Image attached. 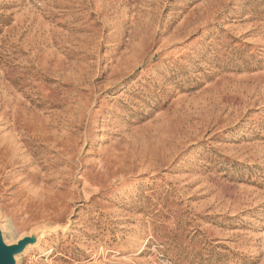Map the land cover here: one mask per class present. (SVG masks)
<instances>
[{
  "label": "rangeland",
  "instance_id": "rangeland-1",
  "mask_svg": "<svg viewBox=\"0 0 264 264\" xmlns=\"http://www.w3.org/2000/svg\"><path fill=\"white\" fill-rule=\"evenodd\" d=\"M0 219L69 225L17 264H264V0H0Z\"/></svg>",
  "mask_w": 264,
  "mask_h": 264
},
{
  "label": "water",
  "instance_id": "water-1",
  "mask_svg": "<svg viewBox=\"0 0 264 264\" xmlns=\"http://www.w3.org/2000/svg\"><path fill=\"white\" fill-rule=\"evenodd\" d=\"M2 233L0 224V264H17L18 261L15 257L21 254L29 245L34 244L38 235V231L34 228L30 235L21 237L13 244H7Z\"/></svg>",
  "mask_w": 264,
  "mask_h": 264
},
{
  "label": "bare ground",
  "instance_id": "bare-ground-1",
  "mask_svg": "<svg viewBox=\"0 0 264 264\" xmlns=\"http://www.w3.org/2000/svg\"><path fill=\"white\" fill-rule=\"evenodd\" d=\"M60 229L62 230V232L63 231H67L69 229L68 223L65 224V225H62V226H60V225H53L52 226V225H49V224H40V225H38L35 228V230L38 231V235H37V237L35 239L34 244L29 245L21 254L17 255L15 257V259L18 261L19 257H25V256L29 255V253L31 251H33L34 249L39 247L38 245L40 244L41 240L44 237H46V236H48V235H50L52 233H56ZM144 243H147V241L144 240Z\"/></svg>",
  "mask_w": 264,
  "mask_h": 264
}]
</instances>
